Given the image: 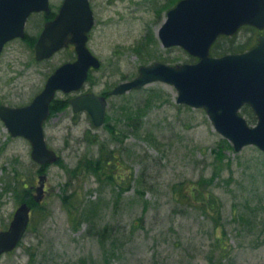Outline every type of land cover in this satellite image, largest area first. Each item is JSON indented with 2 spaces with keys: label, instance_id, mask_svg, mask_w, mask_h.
<instances>
[{
  "label": "rangeland",
  "instance_id": "1",
  "mask_svg": "<svg viewBox=\"0 0 264 264\" xmlns=\"http://www.w3.org/2000/svg\"><path fill=\"white\" fill-rule=\"evenodd\" d=\"M62 2L50 0L55 11ZM176 2L90 0L95 24L89 47L102 66L80 91L57 94L45 132L60 162L42 169L32 159L29 140L13 137L0 119V230L26 196L25 185L38 186V176H47L28 231L0 264H264V151L248 145L236 152L205 109L179 104L177 89L164 81L108 98L112 124L119 107L138 111L140 129L123 127L125 133L117 134L122 144L69 103L78 93L109 92L135 78L141 65L191 61L182 47L165 48L158 38ZM44 21L40 14L31 16L28 36L9 41L0 54V104L30 103L56 67L75 58L68 47L36 60ZM253 35L242 28L237 40ZM101 142L118 148L122 161L115 173L124 175L121 183L76 171L81 160L99 156ZM195 188L214 196L217 207L211 209L205 195L183 198ZM73 191L87 207L96 206L92 233L88 220L69 217L63 201Z\"/></svg>",
  "mask_w": 264,
  "mask_h": 264
},
{
  "label": "water",
  "instance_id": "2",
  "mask_svg": "<svg viewBox=\"0 0 264 264\" xmlns=\"http://www.w3.org/2000/svg\"><path fill=\"white\" fill-rule=\"evenodd\" d=\"M41 11H51L50 0H0V54L8 41L26 36L28 18ZM94 22L89 0H64L55 17L44 24L35 44L36 59H48L70 44L75 45L77 59L57 67L29 104L0 105V117L8 130L30 141L32 158L39 164L59 159L57 151L47 144L44 128L57 92L80 90L89 70L101 66L88 46ZM244 25L264 30V0H180L168 11L158 35L164 47L180 46L198 61L142 65L134 79L118 84L110 95L124 94L155 81L173 84L178 91L177 102L205 109L215 129L236 151L247 145L264 151V34L247 51L211 55L221 35L232 36ZM69 102L76 112L88 111L95 126L104 124L108 103L105 95L88 92ZM245 105L255 112V125L241 114ZM46 177L39 175L34 196L37 202L45 196ZM30 212L31 206L23 202L9 228L0 231V256L15 249L23 239Z\"/></svg>",
  "mask_w": 264,
  "mask_h": 264
},
{
  "label": "trees",
  "instance_id": "3",
  "mask_svg": "<svg viewBox=\"0 0 264 264\" xmlns=\"http://www.w3.org/2000/svg\"><path fill=\"white\" fill-rule=\"evenodd\" d=\"M179 1V0H177ZM54 11H51L50 13H42L43 20H48L54 16ZM242 28L249 29V32H255V35L252 37L250 36L246 42H238L237 37L238 34H235L233 36H221L213 45L211 49L212 55L215 56H221L227 53H233V52H243L252 46H254L257 43V37L261 33L257 28L253 26H243ZM241 28V29H242ZM240 29V30H241ZM28 36V33L26 37ZM25 37V38H26ZM196 60L195 57H191V61L189 62H194ZM105 94H108L105 92ZM58 102L56 99L52 102L51 104V110H53ZM140 110V109H138ZM136 110L129 108V107H119L117 109V118H116V124H112L110 121V114L106 115V121L104 126L108 129L110 132L112 140L115 139V142H121L123 143V138L121 140L118 139L117 134L119 132H123V127L125 129L127 127H132L133 131L139 130L140 125H137L135 123V115H136ZM140 112V111H139ZM141 113V112H140ZM242 113L247 117L248 121L251 123H256L257 122V116L253 109L249 105H245L242 108ZM121 122H125L123 126H120ZM132 125V126H131ZM137 132V131H136ZM120 134V133H119ZM227 142V140H225ZM118 148H110L109 145H106V143L101 142L100 149H99V156L96 158H85L80 161L79 166L77 168V173L82 174L85 172L88 173H94L96 176L100 179V181H106V182H111L112 184H118L121 183V180H124V175L116 174L115 171L118 170L119 164L122 161V158L117 152ZM61 160V158H60ZM60 160L58 162H60ZM47 166V165H45ZM45 166H42V169H44ZM28 195V192H26V196L24 198H21L20 200H26V197ZM194 195V197H199L201 195H205L202 197V200H209L211 202V209H214L217 207V201L214 196L211 194H205L202 191H198L197 188L192 190L191 192H187L183 194V198L186 199V197L189 198V196ZM80 197L79 194H75V191H73L71 194L67 195L64 199V204L65 207L68 211L69 217L73 222H75L78 219H85L89 221V233H92L94 230V221H95V215H96V206H92L94 209H91L90 207H87V201L85 202L82 199H78ZM31 200V199H30ZM32 205L34 207V210H37L41 206L40 203L36 202L35 200L32 199ZM91 206V205H90ZM106 229V228H105ZM104 229V230H105Z\"/></svg>",
  "mask_w": 264,
  "mask_h": 264
},
{
  "label": "flooded vegetation",
  "instance_id": "4",
  "mask_svg": "<svg viewBox=\"0 0 264 264\" xmlns=\"http://www.w3.org/2000/svg\"><path fill=\"white\" fill-rule=\"evenodd\" d=\"M43 12H41L40 14H42ZM43 29V28H42ZM94 70V69H93ZM93 70H91L90 71V75H89V77L91 76V73H92V71ZM1 119V118H0ZM35 187H36V185L35 184H26L25 185V189H26V192H28V195H27V197H26V200H24V202H27L30 206H31V209H32V216H33V211H34V207H33V205H32V199L34 200V196H35ZM31 199V200H30ZM22 202V201H21ZM12 219H13V217H12ZM12 219L10 220V222H9V225H8V227L10 226V224H11V221H12ZM8 227H6V229H8ZM6 229H1V230H6ZM0 230V231H1ZM1 258V257H0Z\"/></svg>",
  "mask_w": 264,
  "mask_h": 264
}]
</instances>
